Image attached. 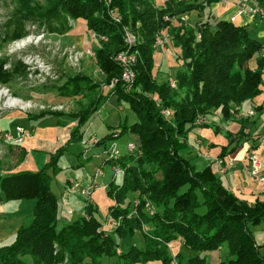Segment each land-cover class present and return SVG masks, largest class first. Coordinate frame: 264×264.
<instances>
[{"label":"trees","instance_id":"obj_1","mask_svg":"<svg viewBox=\"0 0 264 264\" xmlns=\"http://www.w3.org/2000/svg\"><path fill=\"white\" fill-rule=\"evenodd\" d=\"M12 1L14 8L10 18L0 29V45L28 36L29 25L47 34L64 36L71 29L70 22L82 19L86 22L87 30L96 35L97 40L105 37L108 39L106 47L116 46L108 49L102 47L103 43L98 40L99 46L92 51L95 64L107 82L120 76L122 70L114 58L129 49L121 37L123 27L135 28L138 24V28H135L137 34L145 38L146 43L135 47L137 60L133 90L141 85L142 92L148 93L147 99L140 108L141 104L132 97L133 90H108V96L112 92L118 100L126 101L137 116L135 123L128 126L123 122L118 128L121 133L138 136L136 151H141V156L137 157V152L125 153L116 160L132 166L123 173L121 185L110 189L118 203L110 208L109 215L113 219V215L126 216L131 213L139 191L148 195L154 215L150 216L149 208L141 206L136 217L129 220L130 223H141V226L132 224L125 231H120V227L104 230L103 222L95 217L96 208L89 204L85 209L88 219L80 217L56 230L58 201L50 190L49 170L54 174L60 171L58 162L67 146L80 141L85 126L107 98L101 92L95 93L86 107L67 116L74 121L69 141L65 147L49 154V160L42 168L36 172L21 169L20 164L25 155L21 151L22 157L17 166L12 171L0 173V201H31L33 204L30 225L20 226L14 239L0 246V264H84L85 260L87 264H103L104 259L112 261L110 264H169L173 256L164 244L176 239H180L182 246L192 253L203 254L224 249L226 264H264V255H260L250 230L253 226L264 225V201L251 205L239 200L223 186L210 167L197 171L194 166H189V160L181 151L187 146L190 129L178 132L160 116L161 109L173 105L172 119L183 115L187 118L185 123L194 122L198 114L208 119L216 111H221L224 119L230 118L232 107L251 103L260 94L264 59L257 55L263 45L250 38L245 27L225 19L211 21L208 16L204 22L185 27L188 43H180L179 35L170 41L171 46L181 51L176 59L180 58L184 62L183 70L178 72L175 79V89L178 92L184 87L183 83H187L189 90L192 89L187 104L177 111L178 104H172V96L165 95L166 92L163 94L162 85L168 86V81L158 85L151 75L155 32L163 28V25L153 20L157 17L161 19L165 14L173 17L193 11L203 13L205 8L211 9L221 0H186V6L182 0H109V3L104 0ZM253 1L264 8V0ZM143 3H147L153 11L151 15L140 14L138 9ZM111 9L116 11L115 15H110ZM173 30L176 28H172V35ZM181 30L183 27L178 25V31ZM251 61H254L255 66L250 67ZM5 65L8 68H4ZM26 73V66L20 59L0 58V84L23 78ZM67 82L70 83L65 88L67 90L58 91L61 99H67L64 95L68 89L72 95H77V88L81 90L82 83L90 84L87 78L78 75L69 76ZM91 86L92 89L97 88L95 83ZM62 115L47 110L28 114L27 119L38 123L45 117ZM115 133L98 139L97 144L105 146ZM175 133L185 135L173 140ZM238 138V141H248L249 135L241 132ZM224 156L226 152L223 151L220 157ZM139 163L150 165L149 172L141 167V173L147 175L149 180L138 186V190H132L134 181L129 175L139 168ZM119 167L122 168L116 164V168ZM133 193L132 200L125 203L126 196ZM109 215L106 221H109ZM148 224L152 229H144ZM135 231L141 233L143 244L123 249L122 241L131 239ZM177 256L180 257L179 254ZM180 263L181 260L178 261ZM187 264L205 262L195 256L189 258Z\"/></svg>","mask_w":264,"mask_h":264},{"label":"rangeland","instance_id":"obj_2","mask_svg":"<svg viewBox=\"0 0 264 264\" xmlns=\"http://www.w3.org/2000/svg\"><path fill=\"white\" fill-rule=\"evenodd\" d=\"M104 1L105 3L110 2L109 0ZM222 1L223 0L217 4L221 5L223 3ZM232 1L234 3V0ZM232 1L225 0V4L219 6L218 8H215L214 6H211V9L205 8L203 13L193 11L191 13H182L173 17L165 14L161 17V19L157 17V19L155 18L153 20L154 23L163 25L161 30L155 32L152 44L154 54L152 56L151 75L158 85H161L168 80H175L178 72L183 70L184 67L183 60L180 58L176 59V56L181 55V51L178 48L171 46V39L173 40L174 36V38L177 39V35H179L180 43H188L185 27H188L189 25L194 26V24L199 21L204 22L208 16L211 21L227 18L232 10ZM250 1L255 3L253 0ZM182 2L185 6L188 5L186 4V0H182ZM13 8L14 2L12 0H0V29L9 20ZM138 10L140 14L147 15H151L153 12L147 6V3H143ZM109 12L111 16L116 14V11L112 9L109 10ZM70 24L71 29L64 36L47 34L42 29L29 25L27 27L29 30L28 36L8 44L0 45L1 59L17 58L20 59L26 66L27 73L25 77L20 79L18 78L17 80L5 85L0 84V131L7 129L10 133L14 134V128L16 126H20L31 133L36 140L34 142L35 144H32V147L25 148L31 155H28L27 157L28 165L22 166L21 169L23 170L30 172L38 171L49 160V154L54 153L55 150L61 147H65L69 141L72 130L74 129V121L67 116L75 114L83 107H86L89 99L92 98L95 93L101 92L104 98L107 97L100 104L99 110H102L103 112L100 113V115L98 113L96 116H93L88 123V128L91 129V132H93V134H95L98 138L113 132L118 118L120 119V124L126 122L128 126L135 123L137 120V116L131 110L130 105L126 101L118 100L112 92L111 96H108V90L120 91V88L126 90L127 92L133 90L136 78L134 70L136 62L134 63L133 68H131L133 82L129 85L130 87H125L126 85L122 84L120 79L121 74L118 78H114L107 82V80L99 72L97 64H95L94 54H92V51L99 46L98 40L103 43L101 45L102 47H106L105 43L108 39L105 38L103 40L99 38L97 40L95 37L96 35H93L87 30L86 22L82 19L74 20L70 22ZM164 24H166V26ZM236 24L239 25L240 23L237 21ZM178 25L183 27V30L178 31ZM256 25L257 31L255 33L253 31L250 32L249 36L257 37L259 40L264 41V22L261 20L257 21ZM135 28H138V24ZM135 28L133 26H124L121 33L124 45L129 48L127 50H130V52H133L134 54L137 53L135 48L136 46H139V44L144 45L146 43V39L137 34V30ZM172 28H176V30H173L174 35H172ZM26 38H30L31 42L23 47L17 48L16 44ZM115 47L116 46L112 45L106 48L110 49ZM254 64V62H250L249 65L252 67ZM4 68H8V65H5ZM77 75L87 78L91 85L95 83L97 88L92 89V86L89 87L90 84L88 86L86 83H82L80 85V87H82L81 90L79 87L77 88L79 91L77 92V95H72V93H70V89H68L67 93L65 92L64 95L67 99H61L60 92L58 91L60 89L67 90L65 88L70 85V83L67 82V79L69 76L74 77ZM116 80H119L117 86L113 89L110 88ZM186 84L187 83H183L184 87H181L178 92L175 89L177 82L174 88L169 87V85H162V88H164L163 94L166 92L165 95L172 96V104H178L177 111L182 105L187 104L186 102L189 100L188 97H190V94L192 93V89L189 90L186 87ZM141 89L143 90L140 85L132 91L133 94L131 93L132 97L142 105H140V108L143 107V103L148 96V93L146 94V92H142ZM260 90L263 96L260 99H257L258 101L264 100V83ZM10 99L20 101L21 105L15 104L13 106H9L8 100ZM157 106L160 108V104ZM170 106L171 108L166 106L161 109L160 116L164 118L165 123L170 125L171 128L177 129L178 132L185 130V128L188 130L190 129V131H195L200 128L208 131V134L205 135H202V132L190 133L187 135V146L185 147L186 151L187 148L193 149L195 152L200 151L202 156L207 158L209 161H213L220 156V154H222L221 150L223 148L229 149L227 137L224 136H226L225 134L227 130H230V127L233 128L234 124L232 122L231 124L230 122L225 123L228 120L224 119L221 111L213 116L210 120L211 124L209 125L206 117L200 114L196 115L194 122L185 123V119L187 118L183 115L181 117H176L174 120L172 119L174 117L172 116L173 105ZM251 108V104L249 102H245L242 104L241 112L246 115L249 110H252ZM47 110L64 115L57 117H45L38 123L28 121V114H38L41 111ZM232 110H234V107H232ZM256 124L262 133L263 141L257 149H254H256V154L258 155L260 162L263 164L264 169V115L258 117ZM31 125H34L35 128L31 129ZM215 125L220 128L217 130L214 128ZM3 126L5 128L1 129ZM119 130L120 131L118 133L116 132L115 135H113L111 141L106 142L105 149L102 145H90L86 153L83 155L84 150L80 144L76 143L73 146L72 144L67 146L64 157L58 162V166H60L62 170L59 167L60 171L55 174L49 170V176L51 177V192L58 199L65 200L59 204L57 209V231H59L64 224L72 223L80 217L88 219L89 217L85 213V209L89 203L96 208L97 212L95 217L99 221H102L106 228L110 229L111 227H120V231L121 229L122 231H125L132 224L142 225L137 222H129V220L136 217L141 206H143L144 209L151 206L149 198H147L148 195H143L141 191L137 193V198L133 202L134 206L132 207L131 213L126 216L120 214L113 215V219L109 215L110 208L115 207L118 203V199L116 200L113 197L111 190L112 188L121 185L123 173H125V171L132 165L125 162V164L123 162L120 163L116 160H109L108 155L106 154V149H108L111 143H115L120 155H123L126 153L125 150L129 143L133 142L136 146H138L139 143L138 136L136 134H130L128 132L121 133L120 128ZM4 132L6 131L0 132V134ZM184 135L182 134L179 136L175 133L173 140H179V138H183ZM249 136L251 139L252 136ZM196 139H199L201 142L197 143ZM23 146L25 147L24 144ZM214 147H217V150H215ZM15 148L9 151V155L7 157L3 156V149H5V147H3V149L0 148V173L12 171L17 166L19 159L17 157V149ZM103 149L105 150L104 153ZM136 152L137 151L133 153ZM230 152L231 150L227 153ZM135 155L140 157L141 151H138ZM183 155L187 159L186 153H183ZM225 158V162L227 164L229 160L227 159V156H225ZM189 163L191 164L189 166H194L190 160ZM69 164L73 167V169L68 167ZM116 164L118 166H122V168H116ZM241 164L242 163L240 161H237L233 166L227 165L226 175H219L214 165L212 166V171L220 178L223 186L239 200L244 199L251 205H254L256 202L260 203L264 201V184L255 183L250 175L241 169ZM141 167H143L142 169L145 172H149L147 170H150V165L148 166L139 163V168L131 172L129 175L134 181L131 188L132 190H138L136 189L138 186L143 185L145 180H149L147 175L141 173ZM98 170L101 171V174L95 180L97 187L92 185L93 188H90L94 179H92V177ZM73 175H76L78 180L82 177L92 179L91 183L84 188L90 189V195L82 194V191L80 193V190L83 189L81 186L77 189H73V182L71 188H66L67 181L71 180ZM201 181L203 182L202 179ZM110 183H112L111 186ZM207 183L209 182L207 181ZM133 195L134 193L128 194L124 202H130ZM70 197L71 199H68ZM32 205L31 201H0V245L11 241L20 226L27 227L30 225L32 221ZM107 215H109V221H106ZM250 229L254 236L256 245L259 247L260 255H264V225L260 224L253 226ZM181 243H178L177 245V243L170 241L167 243L168 246H166L167 244H164L166 248L170 246V248H168V252L173 255V257L169 259V264H178L179 260L175 256L178 254L177 249L182 247ZM142 244L143 237L141 233L139 231H135L131 239H125L122 241L121 247L123 249H127L130 245L140 246ZM181 249L183 250L184 255H191L192 253L187 251L184 247ZM179 255L183 259V255L181 253H179ZM195 255L200 256L201 254ZM188 260L189 259H187V261ZM87 262L88 261L85 260L84 264H87ZM111 262L112 261H107L106 259L103 260V264H110Z\"/></svg>","mask_w":264,"mask_h":264},{"label":"crops","instance_id":"obj_3","mask_svg":"<svg viewBox=\"0 0 264 264\" xmlns=\"http://www.w3.org/2000/svg\"><path fill=\"white\" fill-rule=\"evenodd\" d=\"M222 2L223 3L221 5H224L225 4V0H223ZM221 5L216 4V5H214V7L215 8H218ZM231 6H232V10L230 11L228 17L225 18V20H229L230 17H232V16L235 15L236 6L233 3V1H232ZM221 19H224V18H221ZM237 21L240 23L238 26L245 27L246 30H247V32H248V34H250V32H252V31L254 33L257 31L256 22L257 21H260V20L259 19H256V18H250V17H236V19L234 21L235 24H236ZM250 38L257 40L259 43H261L263 45V48L260 50V52H259V54L257 56H259L260 58H263L264 59V41L263 40H259V38H257V37H250ZM251 62H254V61H251ZM253 66H255V64ZM263 76H264V68L262 70V84H261V86L264 83ZM261 86H260V88H261ZM262 96L263 95L261 94V90H260V94L250 103L251 106H252V108H251L252 110H249L248 112L253 111V115L252 116L248 117L247 116L248 113H246V115L243 114L241 112L242 105H240V106H235L234 107V110H232L233 113L231 111V114L232 115L230 116V118L225 119V120H228L225 123L230 122V124H231V122H232L234 125H233V128L230 127V130L229 131L227 130V132L225 134L226 136H224V137H227V140H228V143H229V149L223 148L221 150L222 152L224 151L226 153L229 150H232V152L227 153V155H226L227 156V159L229 160V162L226 164V162H225L226 161L225 156L223 158H221L220 156L217 157V158L223 160V165H224L223 168L225 169V173L223 175H226V173H227V165L233 166L237 161H240L242 163L241 164V169L244 170V171H246V173L249 175V173H248V165H247L246 160H245L247 150H248L249 146H255V148L257 149L258 146L261 145L262 144V141H263L262 133H261L260 129L257 127V124H256L258 117H261L262 115H264V100H262V101H258L257 100V99H260ZM256 108H259V110L256 111L257 110ZM99 109H100V107L98 108V110H97V112L95 113L94 116H96L98 113L100 115V113L103 112L102 110L100 111ZM217 113H219V111H216L215 112V114H217ZM215 114H213L212 116H209L208 119H206L209 122L208 125L211 124V121L210 120L213 118V116H215ZM119 125H120V119L118 118L117 124L114 126V130H113L114 133L115 132L118 133L120 131L119 128H118ZM2 128H5V127L3 126V127H1V129ZM30 128L31 129H34L35 127H33V125H31ZM214 128H216L218 130L220 127L215 125ZM3 131L9 132L7 129H3L0 132H3ZM113 132H111V133H113ZM200 132H202V135L208 134L207 133L208 131H206L203 128L202 129L201 128L200 129H196L195 131L194 130L193 131H190L189 134L190 133H200ZM241 132L244 133V134H247L248 133V135H251L252 136L251 139L250 138L247 139L248 141H245V140L238 141V139H239L238 137L241 134ZM29 135H30V137L27 138V139H25V141L21 145H19V146L3 144L1 146V149H3V147H5V149H3V156L4 157H7L9 155V151H11L12 149H14L16 147L15 149H17V157H18L19 160L22 157L21 151H24L25 152L24 159H23V161H22V163L20 165L21 166L28 165L27 157H28V155H31V154H29V152H27V150L25 148L32 147V144L36 141L35 138H34V136L31 135V133H29ZM90 137L96 138L97 141H98V139H101L104 136L101 137V138H98L95 134H93V132H91V129L88 128V125H86L85 128H84L82 137H81L80 141L77 143V144H80L83 147V150H84L83 151V155L86 153V151L88 150V148H89L90 145L91 146L98 145L97 144L98 142L96 144L93 143L90 140ZM83 138L85 140V143H82V139ZM196 142L197 143H200L201 141L199 139H196ZM23 144L25 145V147L23 146ZM73 145L74 144H72V146ZM102 146L105 149V146L104 145H102ZM214 148H215V150H217V147H214ZM104 149H103V153L105 151ZM125 152H126V150H125ZM181 152H182V154L183 153H186L187 160H190V162L192 164H194V168L197 171H201V170H203L206 167H210L211 170H212V166L213 165L216 167V170H218V167L215 164H211L207 158H205L204 156H202L200 154V151L195 152L193 149H188L187 148V151L185 149L184 151H181ZM30 153H33V152H30ZM65 153H64V155H65ZM64 155H63V157H64ZM68 167H70V168L73 169V167L70 164L68 165ZM68 167H66V168H68ZM61 170H62V168H61ZM93 178H94V176L92 177V179ZM92 179H90V178L86 179V178L82 177V178H80V180H78L76 178V175H73V178L71 180H68L67 181L66 188L67 187L68 188H71V185H72V182H73L74 183L72 185V188L73 189H77V188H79V186H81V188L84 189V188H86L91 183V180ZM83 189L80 190V193H81V191ZM67 193H69V192H67ZM89 195H90V193H89ZM68 199H71V197L68 198ZM242 200H244V199H242ZM57 201H58V206H59V204L62 203V202H64L65 200H61V199H58L57 198ZM89 204L91 206H93L91 203H89ZM67 224H69V223H67ZM151 227L152 226L150 224H148V225H145L144 226V229L148 230V229H151ZM11 241H8V242H6V243H4L2 245L8 244ZM173 243H177V245H178V243H181V241L180 240H176V241H173ZM2 245H0V246H2ZM169 248H170V246H169ZM179 248L177 249V253L178 254L181 253L183 255V259L181 257H178V256H175V257L178 260H181V263L180 264H187V259H189L191 257H195V256H198V257L204 259L205 264H226L225 263L226 252L223 251V249H220V250L215 251V252H208V253H203V254H201V253H191V255H189V254L184 255V252L181 249V248H183V246L180 249ZM195 254H201V255L199 256V255H195ZM146 264H160V263L159 262H148Z\"/></svg>","mask_w":264,"mask_h":264},{"label":"built area","instance_id":"obj_4","mask_svg":"<svg viewBox=\"0 0 264 264\" xmlns=\"http://www.w3.org/2000/svg\"><path fill=\"white\" fill-rule=\"evenodd\" d=\"M234 4L236 6V12L235 15L230 17L229 21L234 22L236 17H250V18H256L264 22V8L254 4L250 0H234ZM100 39H105V37H99ZM159 44V42H158ZM93 54V53H92ZM136 54L133 52H130V50L122 51L115 57V62L121 67V81L122 84L126 85L125 87H130L129 85L133 82V74L132 69L134 66V63L136 62ZM119 80H116L113 82L112 86L110 88H114L117 86ZM168 85L171 88H174L176 85V80H168ZM168 114V113H167ZM253 115V112H248L247 116L250 117ZM29 132L23 129L20 126H16L14 128V134L10 132H4L0 134V148L3 144L8 145H14L19 146L21 145L25 139L29 138ZM90 140L93 143H97L96 138L90 137ZM82 143H85L84 138L82 139ZM137 149V146L131 142L128 144L126 148V153H133ZM106 154L108 155L109 160H117L120 157V153L116 147L115 143H111L108 149H106ZM246 163L248 165V173L252 180L255 183L258 184H264V170H263V164L260 162L258 155L256 154V149L249 146L246 157H245ZM211 161V160H210ZM209 161V162H210ZM211 164H215L218 167L217 173L219 175H223L225 173V169L223 168V160L216 158L215 160L210 162ZM101 174V171H97L94 175L93 183L91 184L90 188L97 187L95 184V179L99 177ZM90 189H83L82 194L89 195ZM149 208V215H153V209L148 206ZM153 211V212H152ZM113 228V227H111ZM104 230L106 229V226H103ZM109 231V230H108ZM175 262V261H174Z\"/></svg>","mask_w":264,"mask_h":264},{"label":"bare ground","instance_id":"obj_5","mask_svg":"<svg viewBox=\"0 0 264 264\" xmlns=\"http://www.w3.org/2000/svg\"><path fill=\"white\" fill-rule=\"evenodd\" d=\"M31 42V39L30 38H26L25 40H23V41H20L19 43H17L16 44V47L18 48H20V47H23V46H25V45H27V44H29ZM15 104H20V101H18V100H15V99H10V100H8V105L9 106H13V105H15ZM21 105V104H20ZM24 108V107H23Z\"/></svg>","mask_w":264,"mask_h":264}]
</instances>
